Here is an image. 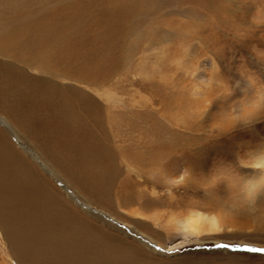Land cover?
I'll return each instance as SVG.
<instances>
[{"label": "rangeland", "instance_id": "rangeland-1", "mask_svg": "<svg viewBox=\"0 0 264 264\" xmlns=\"http://www.w3.org/2000/svg\"><path fill=\"white\" fill-rule=\"evenodd\" d=\"M0 35V66L74 105L112 157V183L82 186L81 152L48 149L0 99L1 135L73 213L75 239L92 226L131 264H264V0H0ZM5 230L0 264H22Z\"/></svg>", "mask_w": 264, "mask_h": 264}, {"label": "bare ground", "instance_id": "bare-ground-1", "mask_svg": "<svg viewBox=\"0 0 264 264\" xmlns=\"http://www.w3.org/2000/svg\"><path fill=\"white\" fill-rule=\"evenodd\" d=\"M52 24L53 21H50V19H44L43 22L35 23L36 29H39L40 31L51 30ZM0 70V99L3 103L9 105L11 109H14V111L12 110L14 117L20 121V124L23 123L24 126L26 125L29 128V135L33 138L44 140L46 147L48 149H53V152H56L55 146H62L61 148H63L65 145H68L70 150L77 148L79 153L81 152L77 169L71 171V167L67 165L69 161L66 163L64 160V162L60 161V163L62 165L66 163L64 165L65 168H68L71 173L74 174L73 176H75L77 180H80L82 186L94 190L91 189L92 185L94 186L95 184L96 187H99L100 183H103V179L106 176L108 177L107 179L109 182L112 183L114 175L113 170L115 168L113 167L114 165L111 166L113 160L110 159L112 157L108 147L101 144L99 141L100 138L96 132L92 131L87 126L86 120L83 119L80 114L77 115L78 113L76 110L73 111L74 105L70 110H65L62 105L61 108L57 109L62 101L57 103L59 100L58 98L57 100L55 96L54 99L49 97L54 94H52L49 86L47 88L43 87L44 84L42 85L40 83L41 80L37 79V82H32V85H29L27 80L28 77L26 79L23 74L18 72L14 73L12 70L10 71L7 66H0ZM28 89L35 96L26 92ZM54 90L56 89L54 88ZM78 97L84 99L83 94ZM42 98L50 103L49 108L51 112L49 110H47L49 112L44 111L42 106L39 105V101H41ZM89 98L86 97L85 101L87 102ZM90 100L93 99L90 98ZM1 103L2 102L0 101V104ZM87 103L83 106H86ZM33 106H37L38 110L34 109ZM28 107L31 110H28ZM92 108L93 107L90 106L89 109ZM45 109L48 108L46 107ZM261 109L264 110V107ZM35 110L40 113L32 118L26 115V113L29 112H36ZM98 112L100 111L98 110ZM259 114V111L255 109L254 112L251 113L253 116L251 118H258ZM51 115L54 116V121H52ZM60 147H58V149ZM258 151L259 152H255L258 156L256 158V163L258 165H264V147ZM95 162H99L100 164L95 166ZM109 163L111 165H109ZM27 166L28 165L24 160L15 153L14 147L8 139L3 137L0 133V180L3 184H12V186H10L12 189L6 188L4 190L14 193L9 195L6 194L4 196L7 201L5 200L6 202L0 207V211L2 210V213L5 214L6 218L0 220V223L1 226L4 227V230L6 227L5 236L10 241L12 250H17V254L21 259L20 263L115 264V260L118 258L122 261L126 259V263L131 264L133 257L132 254H130V251L128 253L123 251L118 245H115L114 242L110 241V238H108L109 236H105L107 237L106 239H104V236H101L100 239L97 238L96 240L93 238V231L90 230L92 224H90L91 227H89L84 223L80 240L75 239L78 236V233L73 232L77 227L75 224L72 225L73 217L71 215L73 213L67 211L63 204H61L62 202L50 197L48 186L43 185L41 183L42 181L39 179V175L32 169H28L29 167ZM109 166L112 167V171L108 172ZM91 179L93 180L92 183L90 181ZM1 192L0 200L3 201V194ZM21 193L27 196V200L21 199ZM13 195H15L14 198H12ZM105 195L106 196L103 197V199L102 197H100V199L101 201H106L108 204L111 202L110 197L107 192ZM18 203L25 204L27 210L24 211L20 207H17ZM196 230L201 231L198 227ZM72 251L75 252L70 255V252Z\"/></svg>", "mask_w": 264, "mask_h": 264}]
</instances>
